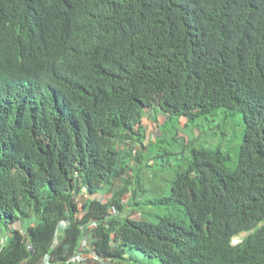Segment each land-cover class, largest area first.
I'll use <instances>...</instances> for the list:
<instances>
[{"label": "trees", "instance_id": "16d2710c", "mask_svg": "<svg viewBox=\"0 0 264 264\" xmlns=\"http://www.w3.org/2000/svg\"><path fill=\"white\" fill-rule=\"evenodd\" d=\"M218 109L242 114L235 167L193 148L167 195L142 198L130 163L167 124ZM146 111L164 114L159 136ZM25 219V237L0 236V264L40 260L61 220L58 260L94 220L106 264H133L126 249L147 264H264V0H0V230Z\"/></svg>", "mask_w": 264, "mask_h": 264}, {"label": "rangeland", "instance_id": "374dc122", "mask_svg": "<svg viewBox=\"0 0 264 264\" xmlns=\"http://www.w3.org/2000/svg\"><path fill=\"white\" fill-rule=\"evenodd\" d=\"M164 119V114L160 111L155 113L146 111L142 119L145 136H159L158 126L163 123ZM195 124V128L190 124L184 126V119H180L179 122L175 121L172 125L167 124L164 127L163 135L159 138L160 141L142 154V163L137 164L136 161L130 163L131 167L138 170L137 180L143 189L142 198L167 195L176 174L187 168L191 159L190 150L193 148H219L229 155V167H235L238 150L243 139L242 114H228L223 109H218L206 117L198 118ZM128 175H130L129 172ZM109 196L110 193L106 191L95 195L98 200L104 201ZM141 197H137V200ZM126 198L127 196L124 197V200ZM79 200L83 202L86 198L80 197ZM130 210L131 208L127 207L125 215L129 214L130 218L137 220L141 218L142 211L130 212ZM31 224V220L25 219L9 225V228L1 225L0 236L2 234L7 236L9 230L14 228L26 231ZM243 236L245 234H242L240 238ZM240 238L234 239L233 242ZM126 252L133 257L131 261L133 264H147L146 259L139 251L126 249Z\"/></svg>", "mask_w": 264, "mask_h": 264}, {"label": "built area", "instance_id": "2783aa9c", "mask_svg": "<svg viewBox=\"0 0 264 264\" xmlns=\"http://www.w3.org/2000/svg\"><path fill=\"white\" fill-rule=\"evenodd\" d=\"M88 198V194L85 190H82L79 194V199ZM68 225V222L61 220L57 223L55 231L52 236V248L50 251L45 254L40 260L33 262L32 264H106L107 261L99 257L94 250V236L93 231L97 227V224L94 220L89 221L80 226L81 238L79 241L78 250L65 257L64 260H58L52 253L56 246L58 245L61 237L64 235V231ZM22 237L26 236L25 231H21ZM4 242V239H0V244ZM29 248V247H28Z\"/></svg>", "mask_w": 264, "mask_h": 264}, {"label": "clouds", "instance_id": "9594fccd", "mask_svg": "<svg viewBox=\"0 0 264 264\" xmlns=\"http://www.w3.org/2000/svg\"><path fill=\"white\" fill-rule=\"evenodd\" d=\"M88 197H89V195H88ZM239 237H234L233 239H232V244H236V243H238L239 242V240L238 241H236V242H233L234 241V239H238Z\"/></svg>", "mask_w": 264, "mask_h": 264}]
</instances>
